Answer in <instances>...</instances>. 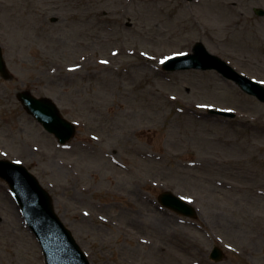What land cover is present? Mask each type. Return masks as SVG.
I'll return each mask as SVG.
<instances>
[{"label":"rangeland","instance_id":"obj_1","mask_svg":"<svg viewBox=\"0 0 264 264\" xmlns=\"http://www.w3.org/2000/svg\"><path fill=\"white\" fill-rule=\"evenodd\" d=\"M254 7L264 0H0L12 75L0 77V159L49 191L92 264H264V103L215 70L161 68L202 41L264 85ZM25 89L76 124L69 142L22 108ZM164 190L196 216L160 205ZM0 264H44L2 179Z\"/></svg>","mask_w":264,"mask_h":264},{"label":"water","instance_id":"obj_2","mask_svg":"<svg viewBox=\"0 0 264 264\" xmlns=\"http://www.w3.org/2000/svg\"><path fill=\"white\" fill-rule=\"evenodd\" d=\"M254 12L264 15V10L261 8H254ZM162 68L167 71L215 69L224 78L234 81L244 92L254 95L259 101L264 102V86L262 84L240 74L220 57L211 54L200 41L193 45L191 53L166 59L162 63ZM0 74L6 79L10 78L1 48ZM17 96L27 112L46 130L53 133L60 143H65L74 135V125L60 115L56 105L49 98H36L28 91H21ZM208 112L213 115L234 116V113L225 110L210 108ZM0 176L8 182L27 225L37 237L45 264H90L71 232L54 212L48 192L40 186L37 179L23 165L0 160ZM158 199L162 205L178 213L195 216L194 208L170 191L161 193ZM211 258L218 260V247H214L211 251Z\"/></svg>","mask_w":264,"mask_h":264},{"label":"flooded vegetation","instance_id":"obj_3","mask_svg":"<svg viewBox=\"0 0 264 264\" xmlns=\"http://www.w3.org/2000/svg\"><path fill=\"white\" fill-rule=\"evenodd\" d=\"M249 245V244H248ZM247 245V246H248ZM241 249V248H240ZM241 250H244V248L243 249H241ZM243 254H245V255H250V253H249V251L247 250V251H245Z\"/></svg>","mask_w":264,"mask_h":264},{"label":"snow or ice","instance_id":"obj_4","mask_svg":"<svg viewBox=\"0 0 264 264\" xmlns=\"http://www.w3.org/2000/svg\"><path fill=\"white\" fill-rule=\"evenodd\" d=\"M180 55H183V53H180ZM164 61H161V63H163Z\"/></svg>","mask_w":264,"mask_h":264}]
</instances>
